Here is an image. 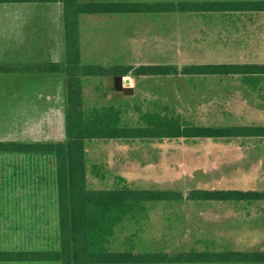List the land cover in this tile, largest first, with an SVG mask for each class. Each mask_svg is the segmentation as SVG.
I'll return each mask as SVG.
<instances>
[{
    "label": "rangeland",
    "instance_id": "1",
    "mask_svg": "<svg viewBox=\"0 0 264 264\" xmlns=\"http://www.w3.org/2000/svg\"><path fill=\"white\" fill-rule=\"evenodd\" d=\"M39 5L34 2L0 3V62L44 60L40 48L31 45L15 49V40L27 45L33 36L40 38V28L36 27L46 17L37 16L36 11L44 13L48 6ZM47 32L55 30L48 28ZM80 32L83 63L107 67L264 63V12L226 15L83 13ZM17 50L19 55L15 53ZM126 76L135 85L134 94L125 95L116 90L115 75L84 77L85 110L115 107L121 112L122 125L145 124L144 115L160 112L181 116L183 123L190 126L264 127V81L256 88L245 83L240 75ZM17 106L27 108L15 98V72L0 73V140L15 141L45 132L56 138L64 135L65 126L59 117L50 121V129L33 127V123L18 127ZM22 113L28 114L27 111ZM29 115L39 117L40 113L32 111ZM15 157V153L0 155V180L3 181L0 202L5 203L4 208L0 207V249H15V246L54 248L57 227L54 214L58 210L55 175L53 177L50 169L45 178L46 190L41 192L38 187L35 190L36 200L50 201L36 209L39 215H47H38L35 226L45 234L32 243L27 235L23 237L27 225L20 221L26 217H15L18 210L15 200L21 193L26 194L15 182V174L19 173ZM87 157L91 189L129 185L178 190L185 194L193 190L264 192V136L95 139L87 142ZM47 161L53 169L56 159L47 156L39 163ZM145 207L144 213L127 218L118 226L111 240L113 250L164 251L171 255L191 250L264 251V198L251 201L164 200L149 202Z\"/></svg>",
    "mask_w": 264,
    "mask_h": 264
},
{
    "label": "trees",
    "instance_id": "2",
    "mask_svg": "<svg viewBox=\"0 0 264 264\" xmlns=\"http://www.w3.org/2000/svg\"><path fill=\"white\" fill-rule=\"evenodd\" d=\"M62 2L66 57L51 62H0V73L64 72L66 76V138L60 141H3L0 154H52L56 159L58 191V244L51 249H0V262L54 261L58 264H162L213 262H264V251H164L113 250L111 240L127 218L144 213L154 201H251L264 192L249 190L143 189L129 185L89 187L87 142L95 139H152L170 137L264 136V127H206L183 123L181 116L156 112L143 116L145 124L122 125L121 112L104 106L85 110L83 78L106 75L197 76L240 75L256 88L264 81V63L154 64L141 66L83 63L80 16L83 13H213L264 12V0H0V3ZM253 82V84H252Z\"/></svg>",
    "mask_w": 264,
    "mask_h": 264
},
{
    "label": "crops",
    "instance_id": "3",
    "mask_svg": "<svg viewBox=\"0 0 264 264\" xmlns=\"http://www.w3.org/2000/svg\"><path fill=\"white\" fill-rule=\"evenodd\" d=\"M31 3V2H29ZM33 3V2H32ZM39 4L48 6L45 7L44 13H37L44 20L40 21L37 24L36 29L40 28L39 33L40 38H36V35L33 36L28 41L27 45L24 43L15 40V49H21L27 47H34L36 49H41L44 55V60L36 62H51V61H64L66 57V45H65V27H64V9L62 2H37ZM41 9V8H40ZM248 13H263L259 11L254 12H241V13H230V14H248ZM219 15H226L222 13H213ZM212 14V15H213ZM45 21V22H43ZM43 23V25L41 24ZM54 29L55 32L48 33L47 29ZM34 40V41H32ZM23 42V41H22ZM33 42V44H32ZM65 50V55H64ZM17 55L20 54L19 50L15 51ZM59 53V54H58ZM64 55V56H63ZM66 76L64 72H15V98L19 100V103L27 105V108L21 109L17 106L18 116L16 117L17 126L22 128L25 123L32 124L33 127L50 129L52 123L50 121L55 120L59 117L64 123V135L59 138L48 136L45 133L42 135H31L28 137L21 138L16 141H60L66 138ZM135 86V85H134ZM124 94V93H123ZM126 95V94H125ZM21 105V104H20ZM23 111H27L28 114H23ZM39 112L40 116L32 117L29 115L30 112ZM50 131V130H49ZM7 155V154H0ZM15 159L18 161L15 162V168H18L19 173L15 174V182L22 187V192H26L24 195L21 193L19 199L15 200V208L18 209L15 212V217L19 215L21 219L22 216L26 217L23 221H20V224L27 225L25 226L23 232V237L33 243L35 239H41V235L45 234L40 231H37L36 223L38 218V213L36 209L40 206L47 204L45 199L36 200L35 190L38 189L41 192H44L46 188L47 181L45 178L48 176V171L51 169V174L55 175L56 163L53 162V169L51 165L46 162L39 163V160H44L45 157L49 156L50 158H55L52 154H36V153H21L15 154ZM45 156V157H44ZM54 161V160H53ZM38 176V177H37ZM2 184V180H0ZM1 190V189H0ZM11 202V201H10ZM5 203L0 202V207H5ZM10 203H8L9 205ZM9 207V206H8ZM46 217V213L39 215V217ZM54 220L56 221L55 226V246L58 244V223L59 216L58 210L54 214ZM18 219V218H17ZM19 224V225H20ZM12 239V238H11ZM26 241V239L24 240ZM27 241V242H29ZM25 243V242H24ZM18 248L17 246H15ZM13 249V248H11ZM18 249H49L48 247H35L28 246L27 248H18ZM0 264H58L54 261L48 262H36V261H21V262H0Z\"/></svg>",
    "mask_w": 264,
    "mask_h": 264
},
{
    "label": "water",
    "instance_id": "4",
    "mask_svg": "<svg viewBox=\"0 0 264 264\" xmlns=\"http://www.w3.org/2000/svg\"><path fill=\"white\" fill-rule=\"evenodd\" d=\"M115 89L126 95L135 93V86L131 84V78L122 74L115 75Z\"/></svg>",
    "mask_w": 264,
    "mask_h": 264
},
{
    "label": "built area",
    "instance_id": "5",
    "mask_svg": "<svg viewBox=\"0 0 264 264\" xmlns=\"http://www.w3.org/2000/svg\"><path fill=\"white\" fill-rule=\"evenodd\" d=\"M131 84H133L132 81H131Z\"/></svg>",
    "mask_w": 264,
    "mask_h": 264
}]
</instances>
